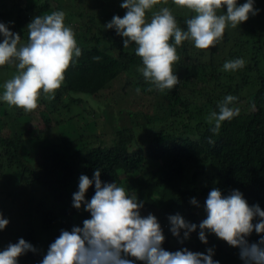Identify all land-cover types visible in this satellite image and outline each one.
I'll use <instances>...</instances> for the list:
<instances>
[{
  "label": "trees",
  "instance_id": "16d2710c",
  "mask_svg": "<svg viewBox=\"0 0 264 264\" xmlns=\"http://www.w3.org/2000/svg\"><path fill=\"white\" fill-rule=\"evenodd\" d=\"M21 1L24 0L15 3L16 19L10 27L26 40V25L36 14L37 3L25 2L22 6ZM48 1L40 4L41 11H48ZM260 9L254 18L261 17L264 23V8ZM85 14L83 11L75 13L78 19L70 21L82 55L65 70V79L55 90L54 98L49 100L44 94L40 97L37 108L44 127L23 120L31 119L34 110L25 112L0 102L5 108L4 113H0V200L8 198L12 203L20 202L26 209L36 211L26 224L23 238L38 251L20 256L19 264H37L62 228L70 230L72 225L82 224L89 216L83 209L72 206V194L77 190L80 174L91 178L98 167L102 181H116L122 187L125 183L127 191L133 189L145 201L141 212L143 215L152 212L158 217L166 237L165 249H206L215 242L214 234H208L205 245L198 239L197 229L191 233L189 241L181 245L168 230L167 217L179 212L199 224L206 214L189 200L193 196L199 201L205 200L213 187L220 188L224 194L237 188L250 205L259 203L264 208V71L260 68L261 58H264V33L248 19L231 33L224 34L226 60L243 58L237 49L249 44V55L243 58L245 66L235 72L216 68L210 62L211 53L195 48L191 41L182 42L177 46L179 60L173 64L179 83L161 92L144 80L138 71L142 67L141 58L130 47L123 48V38L114 29H104L105 18L101 26L95 20L98 15ZM6 15L5 9L0 10V21H5ZM146 15L150 18L151 12ZM174 15L177 23L186 28L183 16ZM212 53L216 55V51ZM95 56L101 59L94 60ZM10 68L15 69L5 65L0 71ZM124 74H127L122 85L125 94L137 88L141 98L142 95L153 97L155 102L150 101L153 105L147 106L154 112L148 114L143 108L133 109L136 99H131L130 108H121V123L115 111L118 123L108 129L115 136L110 140L108 135L111 134L104 122L101 125L104 130L95 132L98 123L87 120L83 102L96 96L103 84L122 79ZM226 94L238 97L234 107L248 97L251 110L244 112L239 108V115L222 122L220 133L216 135L210 131L213 125L207 117L211 111H218L217 104ZM125 109L128 114L124 113ZM124 115L130 116L126 122ZM80 120H85V125ZM65 126L69 128L66 131ZM19 127L24 129L16 131ZM73 128H77L80 135H76ZM82 128H86V132ZM54 131L57 134H53ZM209 137L215 142L210 144ZM148 161L158 165L147 173ZM93 194L94 185L89 187L86 197ZM35 215L39 218L38 228L32 223ZM257 239L255 232L249 237L250 241ZM225 252L227 263L232 252Z\"/></svg>",
  "mask_w": 264,
  "mask_h": 264
},
{
  "label": "clouds",
  "instance_id": "9594fccd",
  "mask_svg": "<svg viewBox=\"0 0 264 264\" xmlns=\"http://www.w3.org/2000/svg\"><path fill=\"white\" fill-rule=\"evenodd\" d=\"M163 3L156 11L158 5ZM173 6L187 9L182 28L168 0H121L126 9L123 16L114 14L104 29H114L123 38V48L134 45L132 51L141 58L138 71L152 87L163 92L179 83L173 64L179 60L177 46L191 41L198 49L218 44L227 27L235 28L258 14L256 0H171ZM151 12L150 18L146 15ZM66 13L54 10L50 14L36 15L26 25L27 39L12 30L14 21H0V67L14 66L15 72L0 83V102L31 112L38 107L42 94L49 100L55 96L70 64L82 55L73 28L65 23ZM99 61L101 57L95 56ZM237 57L226 60L224 71L235 72L245 66ZM139 91V89H138ZM238 97L226 94L207 119L213 126L210 131L218 135L222 122L238 116L240 109L233 104ZM208 142L214 143L212 137ZM94 194L86 197L90 186ZM191 205L202 208L206 214L199 224L186 219L181 213L169 214V231L178 243L190 239L198 231V239L208 244V234H214L229 246L238 249L242 264H264V208L259 203L249 204L237 188L224 194L213 187L203 204L195 197ZM145 201L135 191H127L116 181L101 180V169L94 170L91 178L80 174L77 190L72 194V206L83 209L89 216L82 224L71 229L62 228L48 245L37 264H221L214 259L215 247L193 251L188 247L167 250L166 239L158 217L152 212L143 215ZM9 218L0 211V231L9 224ZM255 232L258 239L250 241ZM38 249L25 238L9 242L0 249V264H19V257Z\"/></svg>",
  "mask_w": 264,
  "mask_h": 264
},
{
  "label": "rangeland",
  "instance_id": "374dc122",
  "mask_svg": "<svg viewBox=\"0 0 264 264\" xmlns=\"http://www.w3.org/2000/svg\"><path fill=\"white\" fill-rule=\"evenodd\" d=\"M17 1H19V0H0V10L5 9V11L7 13V15L4 19L5 21H10V20L14 21L16 19V7L17 6L15 3ZM43 1L44 0H24L23 2L21 1V3H22V6L26 5L25 2L37 3V5L35 7L36 14L34 16L50 14L52 11L58 10V9L63 10L66 13L65 23L68 25H70L71 20L76 21L78 19V16H75V13L78 14L81 11H83L84 13H87L85 15H98V17H96L95 20L101 26H103L101 24V20L103 18H105V21L107 22L112 18V16L114 14H116V15H117V13L125 14V12H126V9L120 7L121 0H49V1L47 0L49 3V6H50L48 11H41V9H39V6ZM168 1H169V3L167 4V6L172 9L173 14L175 13L177 15L183 16V19H185V17H188L191 15L189 10L176 8L175 6L172 5L171 0H168ZM161 5H163V3ZM84 6H88V8L85 9ZM255 7L259 8V9L264 8V0H256ZM158 8H159V5L157 6V9ZM254 16L253 15L249 16V20L251 21V25L252 26H255V25L260 26L259 27L260 30H262V32L264 33V23H262L261 17L260 18H257V17L254 18ZM106 22L103 21V23H106ZM235 28H237V27H235ZM232 29L233 28H231V27H227L225 29V33L226 32L231 33ZM24 31H25V33H24V36H25L26 35V29H24ZM226 43H227V39L222 38V40L218 44H216L215 46H210L209 48L205 49L206 52L211 53L209 55L210 56V62L213 65H215L216 68L222 67L224 62L226 61V59H228V55L224 51L226 49ZM245 45H246L245 48L237 49V52H239V54H242L243 58H245L249 55V52H248L249 44L246 43ZM132 48H133V46L130 45V49H132ZM214 51H216V55H213L212 52H214ZM261 59L262 60H261L260 68L264 71V58H261ZM14 72H15V69H13V68H10L7 70H1L0 71V83H3V81H5L6 79H9ZM126 75L127 74L122 75V79H118L115 82H111V83L107 82V83L103 84L96 91V93H95L96 96H94L92 98H87L83 102V105L86 108L85 110L87 112V120L88 121H97V123H98L99 128H96V131H95L96 133H99L100 131L104 130L101 127L103 122L106 124L107 132L109 131L108 129L110 127H114L115 124L118 123L116 121L115 111H116V114L118 113L117 116L120 117L119 123H121V114H120L121 108H124V107L130 108L128 103H130L131 99H136V101L133 103V109L142 110V108H143L144 111L147 112L148 114H153L154 110L151 108H148V106H147V104L153 105L151 103V102H155L154 100H152L153 97H148V95H142L143 98H141L139 96L140 91L137 92V88H136V90H134V92L129 89V93L125 94V91H124L125 89L122 87V85L125 82ZM126 88L128 90V87H126ZM67 95L68 94H65L64 96H67ZM46 98H47V96H46ZM4 103H6V102H4ZM63 103H60V104H63ZM75 106L80 109V107H78L77 105H75ZM235 107L242 109L244 112L250 111L251 110V103H250L249 98L245 97V99L243 101L238 102ZM0 109H1L0 113L1 114L4 113V109H5L4 105H1ZM81 110H82V108H81ZM124 113L128 114L126 109H125ZM128 117H130V116L124 115L123 118H124L125 122L127 121ZM23 120L24 121L30 120L31 122L39 124V126L41 128L44 127V123L42 122V120L40 118L38 108L34 109V113L31 117V119L29 117H26V118H23ZM80 122L83 123L82 125H85V123H86L85 120L84 121L80 120ZM67 126H69V125H67ZM67 126H65L63 128V130H65V131H66V129L68 130L69 128ZM23 129H24V127H22V128L19 127L16 129V131H20ZM73 130L75 131L76 135L77 134L80 135V131L77 130V128H75V129L73 128ZM85 130H86V128H82V131L86 132ZM70 133L73 136H75L73 134L74 132L73 133L70 132ZM108 133L111 134V136L108 135L109 139L114 140V137H115L114 133H110V132H108ZM53 134H57V133H55V131H54ZM157 165L158 164L155 161H148L147 164L145 165V172H147V173L150 172ZM122 185L125 189L127 188V187H125L126 186L125 183H123ZM131 190L134 191L133 189H131ZM27 196H28V194H27ZM200 202H201V204H203L204 200H202ZM19 203H17V202L12 203V201L8 198L5 199L4 201L0 200V211H2L4 216L9 218V220H10V222L6 226V228L4 230L0 231V249L5 247L9 242L14 243L18 238L23 237L25 232H26V228H27L26 224H28L29 220H31V217H30L31 214L32 213L36 214L35 210L31 211L29 208L26 209L22 205V203H20V204ZM22 206L24 208H22ZM38 219L39 218H37L35 215V218L32 221V223L35 225L36 228H38V224H39ZM186 219L191 221L188 216L186 217ZM41 235H44V234H41ZM188 241H189V239L184 241V243L188 242ZM210 246L215 247L214 259L220 260L221 264H242V261L239 259V256H238V251H236V252L234 251L237 248L229 246L225 241L218 239L216 237L215 242H213V244H210ZM207 247H209V245ZM205 250L206 249H201L199 251H205ZM226 250H229L231 252L234 251V252H232V255L230 254V257H229V259H231L230 262L228 261L227 263L225 261V259L227 258L226 252H225Z\"/></svg>",
  "mask_w": 264,
  "mask_h": 264
},
{
  "label": "crops",
  "instance_id": "0c3cea01",
  "mask_svg": "<svg viewBox=\"0 0 264 264\" xmlns=\"http://www.w3.org/2000/svg\"><path fill=\"white\" fill-rule=\"evenodd\" d=\"M45 249V248H44ZM46 251V250H45Z\"/></svg>",
  "mask_w": 264,
  "mask_h": 264
}]
</instances>
